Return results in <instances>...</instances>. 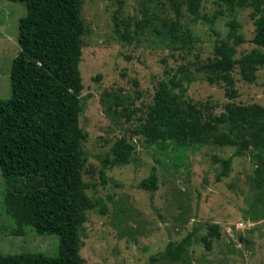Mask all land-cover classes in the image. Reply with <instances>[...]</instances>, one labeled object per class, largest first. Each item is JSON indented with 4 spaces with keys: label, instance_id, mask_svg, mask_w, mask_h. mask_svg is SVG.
Wrapping results in <instances>:
<instances>
[{
    "label": "rangeland",
    "instance_id": "rangeland-1",
    "mask_svg": "<svg viewBox=\"0 0 264 264\" xmlns=\"http://www.w3.org/2000/svg\"><path fill=\"white\" fill-rule=\"evenodd\" d=\"M217 0H205L202 14L212 18ZM180 0H82V19L87 27L83 36L81 72L83 96L88 100L82 125L88 133L85 151L90 154L83 179L94 205L81 231V255L87 264H161L152 258L164 251L169 242H180L197 228L185 264H264V184L260 173L263 159L258 148L243 157H234L228 176L218 179L221 160L233 157L236 148L221 147L212 140L177 150L172 143L150 144L134 137L136 146L130 162L108 169L101 177V155L110 151L120 138L131 136L146 116L162 84L171 81L183 66L194 72V81L184 82L186 92L173 89L180 100L192 98L208 103L220 115L228 103L257 104L264 108V68L255 75L243 76L236 67V98L226 95L220 85L208 83L194 65L213 58L214 44L226 37L229 17L194 21ZM148 9L150 26L138 28ZM180 15V23L192 31L195 41L184 48L172 41L166 24ZM240 33L246 42L237 48L236 58L248 55L256 23L250 10L240 9ZM27 14L24 3L0 0V99L11 96V67L20 52V19ZM130 32L125 39V24ZM213 29V30H212ZM160 30L159 34L155 32ZM216 31L218 35L214 34ZM140 109L134 118L126 114ZM152 172L158 177L157 190L141 187ZM259 173V174H258ZM70 178H49L42 193L67 191ZM8 187L0 171V254L42 253L59 255L57 235H39L29 229L25 236L11 235L14 222L4 212ZM219 227V236L208 249L203 237L210 226Z\"/></svg>",
    "mask_w": 264,
    "mask_h": 264
},
{
    "label": "trees",
    "instance_id": "trees-1",
    "mask_svg": "<svg viewBox=\"0 0 264 264\" xmlns=\"http://www.w3.org/2000/svg\"><path fill=\"white\" fill-rule=\"evenodd\" d=\"M9 1L26 4L27 14L19 23L20 52L11 67V96L0 99V171L8 187L3 209L14 222L11 235L25 236L32 229L39 235H57L60 246L57 257L36 252L0 254V264H87L81 255V231L95 203L83 179L90 154L84 149L88 133L82 118L92 95L83 96L80 69L82 38L87 32L82 0ZM204 1L175 3L177 8L184 6L194 21H207L209 26L218 17L230 18L225 39L214 44V57L195 64L194 71L203 73L211 85L223 86L226 95L235 99L236 67L243 76L255 75L264 68V0H217L218 10L212 18L202 14ZM240 9L250 10L249 17L256 23L251 41L255 48L237 59V48L246 42L240 33ZM183 17L178 13L177 19L164 29L169 28L172 41H179L188 49L195 37L180 23ZM143 19V23L137 22L138 28L150 26L148 9L144 10ZM125 25L124 37L131 41L127 36L130 24ZM178 73L180 76L176 74L171 81L172 88L162 84L164 88L155 94L146 116L137 118L140 123L131 136L120 138L101 155L102 178L111 167L130 162L136 149L134 137L145 138L150 144L172 143L177 150L210 140L221 147H235L233 157L221 160L219 180L228 176L234 157L245 156L252 146L259 150L256 157L263 159L264 108L228 103L216 115L208 103L192 98L181 101L173 89L185 93L184 82L192 83L194 72L183 66ZM139 111L134 109L132 114H126L127 119L131 120ZM259 176L264 184V169ZM49 178H70L72 187L64 192L42 193ZM157 182L158 177L152 172L141 187L154 192ZM197 230L194 228L180 242H169L152 261L185 264ZM219 234L217 225L210 226L203 237L208 249Z\"/></svg>",
    "mask_w": 264,
    "mask_h": 264
}]
</instances>
